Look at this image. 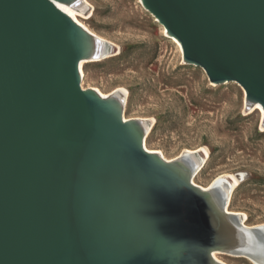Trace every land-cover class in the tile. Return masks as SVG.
Masks as SVG:
<instances>
[{
  "label": "water",
  "instance_id": "95a60500",
  "mask_svg": "<svg viewBox=\"0 0 264 264\" xmlns=\"http://www.w3.org/2000/svg\"><path fill=\"white\" fill-rule=\"evenodd\" d=\"M142 2L188 63L211 82L240 84L264 108V0ZM81 35L55 0H0V264H157L135 257L127 226L130 236L114 240L122 196L127 208L145 162L170 166L82 87ZM86 152L79 193L71 192ZM160 184L167 240L185 200L179 191L177 210Z\"/></svg>",
  "mask_w": 264,
  "mask_h": 264
},
{
  "label": "rangeland",
  "instance_id": "374dc122",
  "mask_svg": "<svg viewBox=\"0 0 264 264\" xmlns=\"http://www.w3.org/2000/svg\"><path fill=\"white\" fill-rule=\"evenodd\" d=\"M90 2L96 10L82 19L110 44L106 58L85 64V84L107 93L127 88V117L145 118L151 124L149 147L166 156L206 147L209 155L196 181L205 186L219 175H235L231 208L247 213L249 225L264 224V121L245 102L243 87L211 82L203 68L188 63L138 0ZM198 155L203 160L205 153ZM219 255L231 264H253Z\"/></svg>",
  "mask_w": 264,
  "mask_h": 264
},
{
  "label": "bare ground",
  "instance_id": "6f19581e",
  "mask_svg": "<svg viewBox=\"0 0 264 264\" xmlns=\"http://www.w3.org/2000/svg\"><path fill=\"white\" fill-rule=\"evenodd\" d=\"M55 3L72 18L82 32L81 45L85 55L79 63L82 87L106 101L112 112L129 124L133 139L142 138L144 149L148 153L155 154L161 164L170 166L168 171H164L156 164L153 166L145 162L141 173L130 188L127 208L125 196H122L120 217L117 220L119 230L115 233V244L123 243L125 238L130 236L125 227L127 226L132 234L131 240L129 239L130 249L133 254H136L137 259L157 260V264H231L219 254H235L249 258L253 264H264V224L249 225L247 213L231 208L232 193L239 179L232 174H222L217 176L211 184L204 186L198 183L195 174L204 165L209 155L206 147L187 148L180 157H168L163 151L149 147L147 136L151 130V124L149 125L145 118H129L126 115L129 94L127 88L118 86L107 93L99 87L85 84V64L106 58L110 44L109 39L91 29L84 20L86 18L83 16L87 14V10L94 11L96 6L90 0H55ZM138 3L144 12L162 25L144 6L142 0H138ZM162 29L163 33L178 45L183 56L181 42L169 35L163 25ZM204 72L206 73L205 70ZM244 98L245 102L252 106L251 108L254 107L260 111L264 121L263 106L258 102L250 101L246 92ZM200 151L205 153L203 160L198 155ZM87 153H83L76 166L71 192L76 190V193H79L82 182L80 174L90 158ZM161 180L165 181L167 190L173 197L171 202L177 210L180 206L183 207L180 199L178 200L179 191L185 200L183 218L179 220L176 218L174 223L169 224L170 230L173 227V237L167 240L166 235L162 233L163 228L159 223L158 214ZM254 228H257L259 233L255 232ZM124 251L127 255L131 254L127 249Z\"/></svg>",
  "mask_w": 264,
  "mask_h": 264
}]
</instances>
